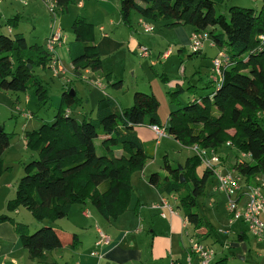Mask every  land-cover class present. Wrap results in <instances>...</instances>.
<instances>
[{
  "label": "trees",
  "instance_id": "obj_1",
  "mask_svg": "<svg viewBox=\"0 0 264 264\" xmlns=\"http://www.w3.org/2000/svg\"><path fill=\"white\" fill-rule=\"evenodd\" d=\"M262 1L260 11L232 6L222 15L215 7L224 0H120L118 14L129 30L132 15L152 22H169L171 27L191 26L193 33H206L215 47L224 49L230 64L222 70L219 80L211 81L214 89L207 97L194 99L185 106L178 98L175 104L170 101L177 109L170 113L165 125L157 114L156 97L142 93H134L132 106L122 110L113 99L104 96L96 104L94 119L77 121L65 114V110L72 112L77 103L76 94L71 95L67 89L53 123L42 126L33 143L26 137L27 145L37 151L38 158L25 167V175L7 209L22 207L37 223L54 222L68 216L72 202H91L103 219H115L127 206L130 175L143 171L154 156V146L137 136L135 128L139 126L165 129L184 148L218 150L230 142L235 150L250 155L249 162L238 168L247 182L264 176V122L258 117L264 111V49L252 51L257 37L264 33ZM55 2L59 12H63L73 0ZM13 22L14 19L6 24L13 26ZM72 26L74 42L68 46V55L72 71L80 80L82 71L97 72L102 64L92 26L81 17H76ZM198 54L192 53L188 58ZM49 61L45 49L29 46L22 34L12 37L0 34V90L25 92L32 81L38 100L44 101L45 91L27 67L45 68ZM110 85L117 90L121 82ZM168 93L171 97L183 93V89L175 88ZM228 129H234L231 137L225 134ZM9 145L10 135L1 128L0 158ZM198 165L201 164L196 156L187 158L181 170L165 160L164 173H153L147 178L159 195L177 196V209L196 234L205 227L204 219L196 211L197 204L213 182L212 171L204 169L200 177L197 175ZM82 176L86 179H81ZM9 221L31 259H42L46 253L66 245L62 233L48 224L30 232L28 226L0 216V223ZM68 237L67 245L74 247L78 236L71 233Z\"/></svg>",
  "mask_w": 264,
  "mask_h": 264
},
{
  "label": "rangeland",
  "instance_id": "obj_2",
  "mask_svg": "<svg viewBox=\"0 0 264 264\" xmlns=\"http://www.w3.org/2000/svg\"><path fill=\"white\" fill-rule=\"evenodd\" d=\"M119 1L120 0H73V2L67 5L65 11L59 12L57 10L56 21L57 24L59 23L58 26H61L60 30L62 29L61 33L62 31L63 33L61 44L55 48V55L66 71V77L64 78H66L68 82H71L67 86H65V82L62 81L60 77H55L52 74V72L48 69V65L45 68L39 66H28L27 69L33 76L35 82L45 91L46 98H44V101L40 102L38 100L35 92L37 87L32 85V81H29L30 85L25 92H4L0 90V127L6 134L10 135V145L0 158V169L2 171L0 174V216L5 215L11 220L17 221L18 224L28 226L30 232H34V224H36V220L32 214L27 209L22 207H18L13 211L7 209V203L14 200L18 184H20L25 175V167L31 161L38 158L37 151L33 147L27 145V138L28 140H31V143H33L37 139L35 133L39 132L42 126H48L53 123L55 116L60 110L62 95L63 92H65L64 89L66 87L70 88L69 90L72 94L73 92L76 94L77 103L74 110L69 112L71 117L77 121L83 120V118L79 115L81 113L83 115H87L85 118H88L89 116L91 119H94L96 112V108H94L95 102L97 101V98H103L104 96L103 94L97 92L98 89L94 86V83L97 82L94 80V77L84 76L82 71L80 73V80H78L76 75L71 72L69 67V55L66 51L67 44H65L64 36L67 37V43H70V41L74 42L72 26L74 20L72 21V19H75L73 16L76 14L79 15V9H81L82 15L79 17L85 19L87 23L89 21L88 17L98 23L106 13H110L111 11H114V13L109 16H118V13H115V5H118ZM35 2L38 3L33 4V0L28 2V6L33 5L36 18H34V22H32L33 24H28L29 32L25 35V39L29 45L43 47L45 42V40L43 42V35L44 33L46 34L48 28H51L53 16L49 13L42 2ZM78 4H80V6ZM78 6L80 8H78ZM232 6L260 11L263 6V1L224 0V3L217 5L215 9L218 14L226 15L229 7ZM149 25L154 31L152 24L149 23ZM125 28L127 30V27ZM143 34L148 36L152 35V33L145 32ZM92 37L94 41L93 26ZM209 43L210 40L205 43L206 47L204 48L207 58H199L196 64L188 63L185 66L183 75L179 73V63H181L178 56L179 49H177V46L174 47L172 42V45L167 47H171V49H173V54L168 60L159 61L154 66H152V64L150 65L149 60L140 58L139 48L137 52L124 59L126 64L128 66L131 65L133 68V72H128L124 75L122 74L124 73L123 71L119 72V75L122 76L124 81L122 91L125 92H112L116 90L114 87L108 85L106 82H104V84L102 82L99 83L110 91L108 93L113 95L112 97L116 101L117 107H120L121 109L132 106L131 101L134 93L153 94L159 103L157 114L161 121L166 124L170 113L177 109L174 105L170 106V101L175 104V99L178 98L181 105L185 106L187 103L191 102L192 99H202L207 97L214 89L213 87H209L208 84L209 69L207 66L210 64V58L217 53L218 48L215 46L211 47V49L208 48L207 45ZM62 46L64 47L58 52V56L56 51ZM190 53H188V50L184 51V60H186V57H188ZM105 64L113 65V58L105 60ZM196 70H199L200 73L195 74ZM199 77L201 78V81L198 80ZM175 79L183 82V85H181L183 93H178L170 97L168 91L176 88V86L171 85ZM89 101L90 103H88ZM23 113L31 114L33 118L28 120L23 117ZM135 130H139L138 133L144 140L143 142L150 143L154 146L153 159L152 161L150 160V163L145 167V169L148 168L147 175H151L153 173H164L163 166L165 160L171 167H184L186 158L190 157L192 154V151L189 148L180 146L172 137L168 135L164 138H160L158 143H156V138L153 139V136L144 126L136 127ZM225 134L228 137H231L232 134H234V129L226 130ZM94 144L97 147L98 140H95ZM230 148L234 149L231 143ZM220 149L226 150L227 147L226 145H223ZM214 151L220 157L218 150ZM236 152H238L237 155L243 153H239L237 150ZM203 171V166L198 165L196 167V173L199 177L202 175ZM81 179H86V176H82ZM212 183H216L214 177ZM212 183H209L206 187L208 193L212 192ZM215 204H217V208H215ZM225 204V196L219 192H214V194L206 196L198 201L196 211L205 221L204 229H213L215 231L219 229L217 221L221 223L220 219H226L227 215L226 211H224ZM211 206H214V209H211ZM84 209H86L90 215L89 218L84 215L88 219H84L81 216L82 210ZM94 217L97 220H103L102 222H105L104 219L98 215L96 207L93 203L87 202L84 204L74 201L71 203V209L68 216L63 219L56 220V222L58 223L62 221V224H64L63 227H68L69 223V227L71 230L75 231L74 233L92 236L93 230L97 227V222ZM109 220L113 219L111 218ZM10 227L11 221L0 223V231L2 233H9L8 230ZM189 230L192 238L198 240L199 236H196V234L193 235L194 229L190 227ZM10 233L12 234V231H10ZM205 241L206 240L201 242L204 244ZM213 248L214 250H218L216 247ZM7 251L8 248H5L0 243V262L4 261V257L8 254ZM263 252L264 248L262 245L259 247L258 253ZM38 260L40 259H36L34 261ZM231 260H234L237 264H243L238 261L236 256H234ZM43 261L44 260H41L38 264H42ZM28 262H31L29 253L26 254V261L24 259V264H30ZM5 264L7 263L5 262ZM19 264H22V262L19 261Z\"/></svg>",
  "mask_w": 264,
  "mask_h": 264
},
{
  "label": "crops",
  "instance_id": "obj_3",
  "mask_svg": "<svg viewBox=\"0 0 264 264\" xmlns=\"http://www.w3.org/2000/svg\"><path fill=\"white\" fill-rule=\"evenodd\" d=\"M33 1V4L38 3L35 2L36 0ZM78 5L80 6V4ZM79 6L78 8H80ZM25 7L26 6H23L19 2L13 0L3 1L2 5L0 6V34L10 37L14 36L15 34H22L25 38V35L29 32L28 24H33L32 22H34L33 20L36 18L33 5H27V7ZM79 10V15L76 14L73 16V18H76V16L79 17L81 15V9ZM115 10V13H118L117 5H115ZM113 13L114 11L106 13L98 23L89 19L88 17V23L93 26L94 44L102 61V68L97 72H92L90 70H84L82 72L84 76H92L96 82H102L103 84L106 82L108 85H110L111 82L120 81L121 87L112 92H125L122 91L124 81L122 76L119 75V72L123 71V75L128 72H133L131 65L128 66L124 59H126L127 56H131L137 52L138 48L141 46H145L151 51V57L150 59H147L151 65V62L154 63V61H160L161 56L168 48L167 46L172 45L173 42L174 47L177 46V49H179L178 56L181 62L179 63V73L181 75L184 74L185 66L188 63L196 64L199 58H207L206 52L204 51L206 46H204L202 52H200L198 56L193 58L186 57V60H184V51L188 50V53H190V37L193 34V28L191 26L177 25L171 27L168 25L169 22H152L141 19L137 15H132V28L131 30L128 28L126 30L125 26H123L121 23L119 14H117L118 16H109L110 14L113 15ZM12 19H14V25L8 26L6 23ZM73 20L75 19H72V21ZM140 22L147 24L151 23L152 27L154 28V33L152 32V35L149 36L143 34L144 32L139 25ZM48 30L50 32V28L47 29L46 34L44 33L43 42L49 36ZM64 37L65 44H67L66 51L68 53V46L72 42L70 41V43H67V37ZM63 47L64 46L58 48L59 50L56 51L57 55L58 52L63 49ZM207 47L211 49L209 44ZM172 54L173 49L171 55ZM191 54L192 53H190L188 56ZM216 54L217 53H215L210 58V64L207 66L209 69V87L214 86V84H211V60L216 56ZM169 57L167 59H162L161 61H166L169 59ZM112 58L113 65L105 64V60H110ZM69 67L71 69L70 63ZM71 72H73L72 69ZM198 73H200V71L196 70L195 74ZM58 77H60V79L65 82V86L71 83L68 82L66 78H64L66 75ZM198 80L201 81V78L199 77ZM171 85L182 89L181 85H183V82L175 79ZM103 88L104 90L102 91L100 88L96 87V89H98L97 92L113 99V95L108 93L110 91H108L105 87ZM67 89L70 88L66 87L64 90L66 91ZM100 99L101 98H97L94 108H96V104ZM88 103H90V101ZM118 108L122 110L120 107ZM79 115L83 119L85 116H87L83 115L82 113ZM23 117L28 120L33 118L32 115L28 113H23ZM88 118L91 117L88 116ZM161 123L165 125V122L163 123L161 121ZM144 127L147 128V130L153 136V139L156 138L149 127ZM138 131L135 130L137 136L143 142L144 140L139 136ZM218 152L221 159L220 170L223 173L234 170L235 159L238 152H236L235 149L229 147H227L226 150L218 149ZM192 156L193 153L190 155V157ZM149 163L150 161L147 162V164ZM147 171L148 168H144L143 171L134 172L130 175L129 184L131 192L127 206L115 219H104L105 222H102L103 220H97L94 217L95 221L97 222V227L95 230H93L92 236L74 233L75 231L70 229L69 223L68 227H63L64 224H62V221L58 223L56 221H43L42 223L36 222V224H34V228L48 224L49 226L60 231L62 233V240H64L66 245H64L59 250L46 253L44 257L38 261H34L36 259L30 258L31 262L28 263L38 264L41 262V260H44L42 264H171V262L185 264L186 246L188 239L192 238L189 230L191 226L188 225L186 228H183V215L177 209V202L171 200L167 195H159L155 188L147 183V178L149 176L147 175ZM254 180L264 181V176H256L255 178L251 179V183ZM212 185V192L208 193L206 190L205 197L217 192L215 190L216 183H212ZM161 196H166L168 198V206L177 212L176 215H170L166 209H155L153 207L159 202ZM214 206L217 208V204ZM213 207L211 206V209H214ZM85 213H88L86 209L82 210L81 216L84 219L86 218L84 216ZM161 213L166 215L165 218H161ZM89 216L90 215L88 213V218ZM220 220L221 223L217 221L219 229L216 231L213 229L211 230L203 228L200 230V233L196 234V232L193 230V235L196 234V236H199V241L206 240L204 244L211 246L212 248H218V250H214L216 254L214 261L217 264L219 261H223L222 264H237L234 262V260H231L234 256H236L238 261L243 264H264V252L258 253L260 246L263 245L264 248V242H258L253 239L248 234L246 227L240 222H236L229 226L227 215L226 219ZM14 222L17 223L15 220ZM98 230L104 233L110 239L109 245L96 247L95 243L98 239ZM136 230L139 232H135ZM8 231L9 233H2L0 231V243L5 248H8V254L4 257V261H1L0 264H5V262L7 264H19V261L24 264V259L26 261V254L28 252L22 247L21 242L14 231V226L12 223ZM10 231H12L13 235L10 233ZM71 233H74L78 236V243L74 247H69L67 245L69 242L68 236Z\"/></svg>",
  "mask_w": 264,
  "mask_h": 264
},
{
  "label": "built area",
  "instance_id": "obj_4",
  "mask_svg": "<svg viewBox=\"0 0 264 264\" xmlns=\"http://www.w3.org/2000/svg\"><path fill=\"white\" fill-rule=\"evenodd\" d=\"M4 0H0V6ZM19 2L23 6H27L29 0H13ZM42 2L47 8L50 14L53 16V22L50 28L49 36L45 39L44 48L47 54L50 56L48 63V69L54 76H64L66 74L65 69L61 65L59 59L55 55V48L61 44L62 33L60 27L56 21V13L59 8L55 0H36ZM143 32L152 33L153 29L147 23H139ZM209 37L206 33H193L190 37L189 50L191 53L202 52L205 43L208 42ZM257 45L252 50L264 49V33L257 37ZM211 47L214 44L210 41ZM172 49L168 47L160 58L167 59L171 55ZM139 53L141 59H150L151 51L145 46L139 47ZM159 62V60L151 62L152 65ZM229 57L224 49H218L216 56L211 60V79L213 81L219 80L222 76V70L230 63ZM72 69V68H71ZM97 88L104 90L103 86L97 82L94 84ZM104 93V92H103ZM68 115L70 112L65 111ZM258 117L264 120V111L258 114ZM151 131L156 136V143L160 138L166 137L167 132L165 129H160L156 126L150 127ZM226 147L230 148V143H226ZM193 156H196L200 160L201 166L204 169L212 171L213 177L216 180L215 190L225 196V211L227 214L228 225L231 226L236 222H240L246 227L248 234L258 242H264V181L254 180L252 183H248L246 178L238 172L240 166H244L249 162L250 155L247 153H240L235 159V168L230 172H222L220 170L221 159L214 150H198L196 147L189 148ZM255 178V177H254ZM168 197L177 202L176 195H168ZM166 196H161L159 202L153 207L155 209H166L171 215L177 214L172 208L168 206ZM88 216V214H84ZM161 218H165V214H160ZM183 228H186L189 224L186 218L182 217ZM135 232H139L136 230ZM98 239L95 243L96 247L109 245L110 239L101 231H97ZM188 236V235H187ZM186 258L185 264H217L215 260V251L211 246L204 245L201 241L189 238L186 246ZM94 255V254H93ZM171 264H181L179 262H171Z\"/></svg>",
  "mask_w": 264,
  "mask_h": 264
},
{
  "label": "water",
  "instance_id": "obj_5",
  "mask_svg": "<svg viewBox=\"0 0 264 264\" xmlns=\"http://www.w3.org/2000/svg\"><path fill=\"white\" fill-rule=\"evenodd\" d=\"M70 94L73 95L72 92H70ZM0 131H1V127H0ZM181 169H182V167H178V170H181ZM182 182H184L183 179H182Z\"/></svg>",
  "mask_w": 264,
  "mask_h": 264
}]
</instances>
